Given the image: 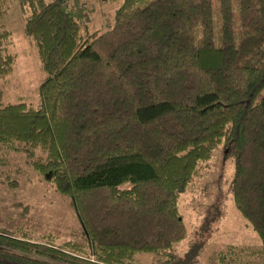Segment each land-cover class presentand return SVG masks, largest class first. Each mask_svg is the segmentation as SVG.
Returning a JSON list of instances; mask_svg holds the SVG:
<instances>
[{
  "label": "trees",
  "instance_id": "obj_1",
  "mask_svg": "<svg viewBox=\"0 0 264 264\" xmlns=\"http://www.w3.org/2000/svg\"><path fill=\"white\" fill-rule=\"evenodd\" d=\"M12 5L44 78L37 108L0 101V166L22 154L68 199L84 241L0 231V264L169 263L178 197L219 145L260 243L215 262L264 264V0H121L112 26L90 33L79 0H0V21ZM8 43L0 23V77Z\"/></svg>",
  "mask_w": 264,
  "mask_h": 264
},
{
  "label": "rangeland",
  "instance_id": "obj_2",
  "mask_svg": "<svg viewBox=\"0 0 264 264\" xmlns=\"http://www.w3.org/2000/svg\"><path fill=\"white\" fill-rule=\"evenodd\" d=\"M79 1L91 10L85 26V33H90L112 26L113 13L121 0ZM0 23L9 32L7 49L13 56L10 72L0 77V101L37 108V88L44 72L32 40L23 34L15 5L9 7ZM233 175V161L219 145L206 161L198 163L178 197L176 211L184 236L173 246L171 261L168 263L165 256L139 253L134 256L135 264H216L215 256L228 247H258V237L234 207ZM8 181L14 184L8 185ZM0 231L26 233L32 239L49 235L54 244L84 241L68 199L41 181L19 153L7 156L0 166Z\"/></svg>",
  "mask_w": 264,
  "mask_h": 264
}]
</instances>
